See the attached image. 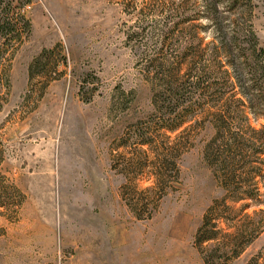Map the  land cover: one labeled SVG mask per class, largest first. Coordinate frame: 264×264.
Masks as SVG:
<instances>
[{"label": "rangeland", "instance_id": "rangeland-1", "mask_svg": "<svg viewBox=\"0 0 264 264\" xmlns=\"http://www.w3.org/2000/svg\"><path fill=\"white\" fill-rule=\"evenodd\" d=\"M30 1L23 13L10 9L13 19L25 15L29 33L0 38V264H204L210 245L195 241L205 216L230 218L223 209L230 194L217 185L221 171L206 151L226 103L224 82L167 72L204 64L215 25L201 0ZM245 7L239 0L233 12L221 9V25L230 29ZM250 8L264 51V0ZM187 80L203 83L192 103L196 85ZM176 81L188 87L178 100L168 91ZM247 112L260 130L264 119ZM176 121L181 128L167 130ZM169 149L176 160L162 166L155 158ZM151 173L166 177L160 200L145 191ZM253 259L264 263V232L217 264Z\"/></svg>", "mask_w": 264, "mask_h": 264}, {"label": "trees", "instance_id": "trees-1", "mask_svg": "<svg viewBox=\"0 0 264 264\" xmlns=\"http://www.w3.org/2000/svg\"><path fill=\"white\" fill-rule=\"evenodd\" d=\"M237 1L239 0H201L202 15L215 25L212 28L214 40L205 49L207 56L204 64L185 61L183 63L185 67L178 65L170 68V71L167 70L173 76L182 75L188 79L198 78L204 73L224 82L225 92H222V97H225L226 103L220 116L215 119L216 134L206 151L207 155L208 152L212 154L217 168L221 171V177H215L217 185L230 194L227 200L229 204L226 200L223 202L224 214L229 215L230 218L220 217L214 210L205 216L195 241L199 247L203 244L210 245L207 257L203 258L204 264H217L221 259L227 263L238 258L245 246L255 241L264 232V139L260 136L264 126L256 130L249 124L246 114L248 111L247 113L255 121L264 119V104L258 106L261 101H264V51L259 46L254 28L250 24L251 0H244L250 7H245L246 10H241V13L238 12L240 17H234V24L230 29L221 25L220 20L223 18L220 10L228 7L230 10L228 12H233ZM30 3V0H0V38H5L14 32L20 38L21 30L29 33L31 25L25 15L19 12H22L23 7ZM10 9L13 11L21 9L15 13V16L17 15L15 19L11 17ZM193 41L194 44L201 45L200 41L199 43ZM2 48L1 45L0 50ZM49 53V50H44L30 66V80L34 77V67ZM1 60L3 57H0ZM57 65L52 68L55 69ZM159 72H163V67L159 68ZM187 83L188 87L196 85L186 98L188 103H192L193 97L190 98V96L196 94L194 91H198L203 83L194 82V84L189 80ZM188 87L183 82L176 81L168 91L170 90V95L178 100L179 97H184ZM255 87H258V95L255 93ZM239 96L240 99H235ZM181 126L182 123L176 121L173 126L167 127V130L174 132ZM140 144L148 147L150 141H143ZM177 152L176 149L166 150L167 157L166 155L157 156L155 160L161 161L162 166L173 165ZM151 174L154 185L145 191H157L158 200H160L166 189L164 188L166 177L162 173ZM146 205H148V199ZM236 205L239 207L234 209ZM5 208L0 201V209ZM247 210H251V214H247ZM238 218H240L239 222L242 221L240 226L238 224L232 226V222ZM220 223L227 228H234V231L221 235L217 230V225ZM220 237L223 242L216 248L214 245L220 241ZM251 262L261 264L258 259H253Z\"/></svg>", "mask_w": 264, "mask_h": 264}]
</instances>
